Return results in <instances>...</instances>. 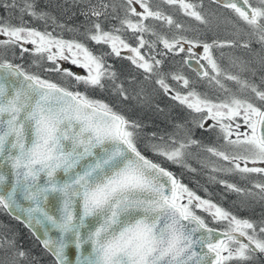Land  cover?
Masks as SVG:
<instances>
[{
	"label": "snow or ice",
	"instance_id": "snow-or-ice-1",
	"mask_svg": "<svg viewBox=\"0 0 264 264\" xmlns=\"http://www.w3.org/2000/svg\"><path fill=\"white\" fill-rule=\"evenodd\" d=\"M159 2L209 24L199 10L203 0L199 4ZM210 2L227 13L217 19L230 26L233 39L211 43L189 39L182 34L185 26L152 0H119L111 5L103 0L91 5L89 0L88 10L80 11L90 25L83 36L108 49L97 53L76 39L29 27L26 16L45 22L51 19L56 27H66L38 10L36 0H4L0 49L11 48L13 56L18 49L21 58L30 53L37 57L33 63L38 69L57 73L59 79L0 58V210L36 237L53 257L52 264H248L264 254V219L257 223L238 217L202 198L165 166L196 171L187 162L190 149L196 146L210 158L225 162L217 166L210 159L199 161L211 173L264 177V90L224 71L212 52L225 47L252 51L253 44L264 52V0ZM101 17L117 23L106 29ZM161 28H174L180 34L169 37ZM169 55L179 56L181 66L195 61L196 76L218 89L223 98L199 92L180 69L166 71L163 58ZM109 56L128 60L142 70L145 81H152L165 96L198 114L192 121L195 128L215 129L222 143L202 144L193 138L191 128L177 124L183 135L179 131L167 136L151 133L146 148L152 156L146 155L138 146L144 125L88 94L107 88L118 103L130 99L129 89L107 62ZM231 63L241 71H251L248 62L238 57ZM259 63L264 66V55ZM169 80L185 91L177 90ZM225 81L237 85L238 91L250 90L253 99L233 92ZM143 91L133 98H144ZM157 111L163 109L157 106ZM217 182L238 195H259L264 200V182L252 183L258 193L227 180ZM198 212L222 224V229L210 227ZM0 249L11 250L9 264H23L28 258L14 239H0Z\"/></svg>",
	"mask_w": 264,
	"mask_h": 264
},
{
	"label": "rangeland",
	"instance_id": "rangeland-1",
	"mask_svg": "<svg viewBox=\"0 0 264 264\" xmlns=\"http://www.w3.org/2000/svg\"><path fill=\"white\" fill-rule=\"evenodd\" d=\"M113 1L119 2V0H111L110 3L112 4ZM152 2H154L153 3L154 6L159 4V7L161 8V10L162 9L166 10V7H169L167 5L160 4L159 0H152ZM97 3H99V1ZM204 7H205V9H204ZM110 8H109V12H111ZM170 8H173V7H170ZM199 10L203 14L207 13V14H209L211 16V19H210V17H208V18L206 17V19L209 20V24L206 25L207 28L204 26V24H197L198 23L197 21H193L194 22V24H193L191 22L193 19L191 20V18H190L189 21H190L191 25L190 26L189 25H185L186 29H188L187 27H190L189 28V34H194L195 30L193 28L197 29L198 27L199 28L200 27H204L206 33H213V34H216V33L221 31V30L218 29L219 27H223L226 32L231 31L230 30L231 28H230L229 25H225L222 22V20H218L217 19V17H220L222 14L223 15H227V13H225L224 10H220V9L216 8L215 5H211V6L210 5H205V3H203V8L199 9ZM171 13L173 14L174 12H170V15L172 16ZM214 13H215V15H213ZM186 19L188 20V17ZM116 23H117L116 20L111 19V22L107 25V29L110 28L111 25L116 24ZM44 27L47 28L48 26L45 24ZM158 30H161L163 32H165V30H167L166 34L169 37L172 36L170 34V32L177 33L174 28L172 30H169L167 28H161V29H158ZM47 31H49V30H47ZM196 35H197V33H196ZM214 36H213V39L222 40L221 38L214 37ZM228 36H230V34H228ZM188 38L189 39H201L199 37L195 38V37H192V36H190ZM212 40L208 41V43H211ZM132 43H134V41H132ZM255 46L258 47L255 50H259V53L261 55H264V53H262L261 50H260V46L257 45V44ZM27 47H29L30 49L32 48L31 45H27ZM225 48H227V47H225ZM225 48H214L212 50L213 55L216 58L218 64L221 66V68L224 71L230 72V73H232L234 75H240L242 79H247L250 83L255 84L261 90H264V80H262V77H264V74H262L261 72H257L255 74V76L252 77V78H248V77L246 78L245 76H243L241 74V71H238V70L236 71V70H233V69L230 68V66L232 64L231 60H227L228 65H224V62L222 60V56H223L222 53L224 52V55L226 56ZM236 48H239V50L242 52L241 53L242 56H244L245 54L248 53L251 56H254L255 58L257 57L259 59V57H260L259 53L253 54L248 49H243V48H240V47H236ZM230 49H233V48H230ZM220 50H223V52L220 51ZM255 50H252V51H255ZM219 52H221V56H219ZM6 55L11 56L9 53H7V52L5 53V52H3V50H0V58L2 57V58H6L7 59L8 56H6ZM241 55L237 54V57L238 58L242 57ZM23 57H24V55H23ZM168 57H171V55H169L167 57H164V59H165L164 69L166 71H175L177 69H180L186 77H188L191 81L195 82L194 80H196V79L191 76V73L187 72V70H182L181 65L178 63L179 61L176 62V59L177 60L180 59L179 56L175 57V59H170ZM22 58L19 55L18 58H14L15 60L13 58H10V60H12L14 63H18V64L23 65L24 68L26 70H28V71H38L37 70L38 68L33 63V61H34L33 59H32L31 64L27 65L22 60ZM258 59H256L255 61L259 65H261L259 63ZM58 63L62 67L70 68V69L74 70L75 72H77V73H79L81 75H87V73L83 69L76 68L75 66L71 65L70 63H68L66 61H58ZM127 63L129 64L128 65L129 67L134 69L136 71V73L139 74L138 76H140V74L142 76H144V73L142 72V70L135 68V66L132 65L131 62L128 61V60H127ZM45 64H46V62H45ZM112 68L115 70L113 65H112ZM41 74L44 75V76H47V77H49L51 79H52L53 76H58L57 73H43L42 71H41ZM53 74H55V75H53ZM118 79H119V81L124 82L125 87H127L129 89L130 99L127 102L124 101L122 103H128V104L132 103L131 104L132 105V110L130 112H132V114L137 117V119H136L137 121H139V118H143V116L145 117L146 120H147V118L150 120L149 122L148 121L146 122V120H144L143 123L141 121H139L141 124L144 125V127L142 129V136H141L140 141L138 143V146L140 147V149L143 152H145V154L148 155L149 157L152 156V153H151V151H149L146 148V143L148 142V139H147V136H146V130L150 134V130L148 129V127H149V125H152V121L151 120L160 121L162 123L163 127L166 129L165 131H163V130L161 132L158 131L157 133H160L159 135L163 134L164 136H167L168 133H173V132H177V131H179L180 134L183 135V129L178 130L175 127L177 124H180V125H184L186 128H191L192 129V135H193L194 139H197L196 138L197 134H199L200 137L204 136L205 138H211L209 133H206L203 130H199V129L195 128V126L192 124V121L194 119H198L199 118L198 114L189 112V110H187L183 106L179 105V103L176 102V101H173V103L172 102H168L169 106H166V109H164V112H160L159 113V116H161V117L155 116V112L157 111V107H156V104H155V102L153 100L155 99V101H157V99H159V100H161L163 102V99H161V98H163V96H160L161 92H160V90L158 88V85H155L152 81H145L144 78L135 79L133 81L131 80L129 82L124 81L120 77H118ZM169 83L172 84L174 87H176L177 90H179L181 92L185 91V89L180 88L179 86H177L174 81L170 80ZM225 83L228 85V87L230 89H232L233 92L237 93L238 95H240L242 97H245V98L253 99V94L250 92V90L245 89L243 91H238V89H234V86L235 87H238V86L235 85L233 82L225 81ZM193 86L195 87L194 83H193ZM141 88H143V90H144L143 94H142L144 98H133V97H136V93L139 92ZM204 88L206 90V92H204V93H207L210 97L216 98L217 96H220L221 98H223V94L218 89H216L214 87H211L210 89H208V87H204ZM81 91H83V89H81ZM88 94L90 96H92L94 99L102 100V101L107 102V103H109V104H111L113 106L115 105V109L117 111L122 112V114H124L129 119L134 120L129 114H127V113H130L128 111V109H127V105H123L122 106L121 103H118L116 101V97L113 95L111 89H107L106 88L104 91L96 89L94 91H90ZM253 102H257V101H253ZM166 104H167V102H166ZM116 107H119V108H116ZM186 114H188V115H186ZM212 123H214V122L209 121V124H212ZM148 137L151 138V136H148ZM215 140H216V136H215ZM205 144L208 145V142L206 141ZM190 152L192 153V155L187 157V162L190 164V166L192 168L196 169V171H189L187 168L179 167V166L172 165V164H165V166L168 167V168L174 169L177 177H179V180L184 185H186L189 189H191L192 191L194 190V192L197 195L201 196L204 199H210L211 195H215L216 196L217 193H216L215 189H219L220 188L222 191L225 192V194H224L225 197L220 198V199L230 200L232 198L231 201L233 203H237L238 211H240V212H241V209L243 208V209H247L248 210V212H246V213H249V211L253 207V205L255 206V204H259L258 210L253 212V214L251 213V215H249V214L243 215V214H245L244 212H243V214L238 213L239 215H236L237 214L236 213L235 215L238 216V217H241V218H246V219L255 221L257 223H259L262 219H264V200L260 199L259 195L255 196V197H248L246 195H238V194H236V193H234V192H232L230 190H226L220 183L217 182L219 180H227L230 183L237 184L239 187H242V188H245V189H251V191L258 193V189L252 188V183H254V182H264V177L252 174L247 179H243L241 177V175L237 174V173H234V174H231V175H227V174H224V173H211V172L208 173L207 172L208 168L202 167L200 175L204 176L205 178H207L208 179V183L201 185L200 181L198 179L195 180V178H199V175H196V174H199V169L196 168V166L201 165V163L199 161H207V160L210 159L211 161L215 162V164L217 166H225V162L217 161L214 157L210 158L208 153H206V152L204 153L200 148H198L196 146H193L190 149ZM191 173H193L194 175H191ZM195 175H196V177H195ZM210 176H215L216 180H211ZM196 188H197L198 191H196ZM231 194H234V196L231 197ZM237 196H239V197H237ZM240 200H241V202H240ZM211 201L214 202V200H211ZM219 206H221L224 209L228 210L226 207H224L222 205H219ZM233 209L237 210L235 208H233ZM228 211L230 212V210H228ZM198 213L201 214V215L205 214L203 212H198ZM254 217H255V219H253ZM207 221L209 222V224H213L215 227H217L219 229H221L223 227L222 224L212 222L211 221V217H209V216H207ZM0 222L3 224V225H0V239H3L4 237L9 238L8 237V233H5L4 231H2V228H6V226H4V225H10V222L9 221H4V220H0ZM13 229H14V227L8 228V230H11V231H13ZM9 239H11V238H9ZM30 246H31V248H35L34 244H31ZM17 247L19 248L20 246L17 245ZM10 259H11V250L10 249H0V262H3V264H9ZM23 264H34V263H31L30 260L26 259L23 262ZM248 264H264V259L261 258L260 256H255L251 261L248 262Z\"/></svg>",
	"mask_w": 264,
	"mask_h": 264
},
{
	"label": "trees",
	"instance_id": "trees-1",
	"mask_svg": "<svg viewBox=\"0 0 264 264\" xmlns=\"http://www.w3.org/2000/svg\"><path fill=\"white\" fill-rule=\"evenodd\" d=\"M100 2V0H90V4L91 5H98ZM111 0H103L104 3H107L109 5H111L110 3ZM201 0H191L192 3L195 4H199ZM205 3V5H213L211 4L210 1L208 0H203ZM4 0H0V12H2V4H3ZM37 2V9L47 12L49 13L52 17H55L56 23L57 24H62L65 25V28H60V27H56L55 24H53V21L51 19L47 20V22H45V20H36V19H32L30 17H25V20L27 21V24L29 27H33L36 28L37 30L40 31H45V30H49V32H52L53 35H57V36H61L63 39L66 40H71V39H76L80 42L85 43L88 47H90L94 52L99 53L101 50L104 51H108L106 46L103 45H95L92 42H89L85 39V37L83 36V33L86 30V27L90 26L89 22L85 19L84 16L80 15V11L81 9L87 11L88 7H89V0H83V2L81 3H74V0H36ZM118 3L117 1H113ZM154 3V2H153ZM215 7L217 8V6L215 5ZM111 9V8H110ZM205 9V7H204ZM164 12H167L170 15V12H174L175 14H172V16H177L179 17L181 20H183L184 22H187L186 16H184L182 13H180L178 8H170V7H166V10L162 9ZM223 10V9H220ZM4 15H8V13H3ZM205 15V14H204ZM95 19V18H93ZM101 22L103 24V26L107 29V25L111 22V18L109 17L108 19H105L104 17H101ZM18 22V21H13ZM199 23V22H198ZM197 23V24H198ZM45 24L48 26L47 28H45ZM200 24V23H199ZM67 28H74L77 29V31H67ZM167 30H165L164 33H166ZM132 43V41H130ZM3 50V52H7L9 53L11 56H8L7 59L10 58H18L19 57V50L16 49V55L13 56V50L11 48L9 49H0ZM26 54V55H25ZM24 57L22 58V60L27 64L30 65L33 60H36L37 57L31 55L30 53H25ZM2 58V57H1ZM15 60V59H14ZM107 61L109 64L113 65V67L115 68V71L118 74V77L122 78L124 81H133L135 79H141L144 76H142L140 74V76H138L139 74L136 73V71L134 69H132L131 67H129L127 60L125 59H121L115 56H109L107 57ZM47 65V62L45 64V66ZM38 71H41V69H37ZM55 75V74H53ZM52 79L58 80L59 77L58 76H53ZM160 96H162V94L160 93ZM163 99V98H161ZM156 104V107L159 106L160 109H163L162 112H164V109H166L167 104H164V99L163 102L159 99H157V101H155V99L153 100ZM127 102V101H125ZM172 102V101H170ZM173 103V102H172ZM122 106L123 105H127V109L130 112L132 110V103L128 104V103H121ZM163 105V106H162ZM115 107V105H114ZM119 108V107H116ZM161 111H156L155 112V116L157 117H161L159 116V113ZM129 114L134 120L137 119L136 116H134L132 114V112L127 113ZM146 120L145 117L143 116V118H139V121H141L143 123V121ZM149 122L150 120L147 118L146 122ZM152 121V125H149L148 129L150 130V134L155 132L157 133L158 131H165L166 129L163 127L162 123L160 121ZM155 127V128H154ZM148 131L146 130V136L148 141L151 139L148 136H151ZM160 133H157V135L159 136ZM163 135V134H161ZM142 151V150H141ZM199 175V178H195L198 179L200 181V184H207L208 183V179L205 178L204 176H201L200 174H196ZM195 175V177H196ZM216 191V196L215 195H211L210 199L214 200V203H216V198H223L225 197L224 194L225 192L222 191L220 188L219 189H215ZM234 194H231V197H233ZM232 199V198H231ZM230 199V200H231ZM223 200V199H221ZM0 220H4V221H9L10 225H4L6 226V228H2V231H4L5 233H8V237L11 239H14L17 243V245H19V248H22L25 252L28 253V260H30L31 263L34 264H52L53 259L51 258V256L47 253L44 252L43 248L40 246L39 241H37L35 239V237L31 234V232L24 227L19 221H17L16 219L12 218L7 212L6 210H0ZM0 225H3L0 222ZM14 227L13 231L8 230V228H12ZM31 244H34L35 248H31Z\"/></svg>",
	"mask_w": 264,
	"mask_h": 264
},
{
	"label": "flooded vegetation",
	"instance_id": "flooded-vegetation-1",
	"mask_svg": "<svg viewBox=\"0 0 264 264\" xmlns=\"http://www.w3.org/2000/svg\"><path fill=\"white\" fill-rule=\"evenodd\" d=\"M206 13V12H205ZM173 14H175V13H173ZM206 16L205 17H210V19H211V16L209 15V14H205ZM173 18L177 21V22H179V23H182L184 26L185 25H191V23H190V17H188V20H187V22H184L183 20H181L179 17H177V16H174L173 15ZM187 18V17H186ZM191 20H192V18H191ZM193 21H195L194 19L191 21L193 24H194V22ZM211 23V22H210ZM199 24V23H198ZM205 27H206V25H204ZM188 29H187V31H184L182 34L184 35H186V37H190V36H192V37H195V38H201V39H199V40H201V41H206V42H208V41H210V40H212L213 39V36L214 37H218V38H221L222 40H225V39H233V37L230 35V36H228V34L230 33V31H228V32H226L225 31V29L223 28V27H219L218 29L219 30H221L220 32H218V33H216V34H213V33H206L205 32V28L204 27H198L197 29L196 28H193L194 30H195V33L194 34H189V28L190 27H187ZM207 28V27H206ZM231 30V29H230ZM196 33H197V35H196ZM228 33V34H227ZM170 34L171 35H173V34H180V33H173V32H170ZM184 35V36H185ZM256 44H253L252 45V50H255V49H257L258 47L257 46H255ZM161 48H162V46H160ZM225 50H226V56L224 55V52H223V50H220V51H222L223 53V56H222V60H223V62H224V65H228V63H227V60H232V58H236L237 57V54H239V55H241V51L239 50V48H233V49H230V48H225ZM253 54H255V53H259V50H255V51H251ZM262 53H264V52H262ZM126 53H124V52H122V56L123 55H125ZM260 54V53H259ZM182 55H184V54H182ZM249 55V56H248ZM219 56H221V52H219ZM242 56V55H241ZM260 56H261V54H260ZM232 57V58H231ZM168 58H170V59H175V57H168ZM164 59V58H163ZM239 59L241 60V61H245V62H248V67L251 69V71H241V68L239 67V66H237V65H235V64H231V66H230V68L231 69H233V70H238V71H241V74L243 75V76H245L246 78L248 77V78H252V77H254L255 76V74L257 73V72H261L262 74H264V66H262V65H259L255 60L256 59H258L257 57L255 58L254 56H251L250 54H245L244 56H242V57H239ZM165 60V59H164ZM180 60V59H179ZM179 60H177L176 59V62H178ZM259 60V59H258ZM195 62V61H194ZM201 63H204L203 61L201 62ZM182 67V70H187V72H189V73H191V76L193 77V78H195L196 80H194L195 82H194V84H195V87H196V89L198 90V91H200V92H202V93H204V92H206V90H205V88L204 87H208V89H210L211 87H214V86H211V85H209L208 84V82L206 81V80H202V79H200V78H198L197 76H196V73H195V71H193V69L194 68H192V67H190V64L189 65H184V66H181ZM254 73V74H253ZM253 75V76H252ZM262 76V75H261ZM170 81V80H169ZM215 88V87H214ZM232 88V87H231ZM234 89H238V87H235L234 86ZM160 92H161V94H162V96H163V99H164V104H166V102H167V106H169V104H168V102H170V101H172L173 102V100H171L169 97H167V96H165L164 94H163V92L160 90ZM215 94V93H214ZM247 95V94H246ZM184 109V108H183ZM185 110V109H184ZM182 112V111H181ZM185 113V112H184ZM186 115H188V114H186ZM200 130V129H199ZM203 133V132H202ZM206 133H209L210 134V137L211 138H205L204 136H201L200 137V135L199 134H197L196 135V138H197V140H200L201 141V143L202 144H205V142L207 141L208 142V145L209 144H216V145H218V144H220V143H222L221 141H217V138H216V140H215V136H216V131H215V129H213L212 131H210V132H206ZM215 135V136H214ZM211 140V141H210ZM205 145H207V144H205ZM204 152V151H203ZM205 153V152H204ZM196 168H198L199 169V174H201V169H202V166L201 165H198V166H196ZM169 170L170 171H172L175 175H176V173H175V170L174 169H171V168H169ZM208 171V173L210 172L209 171V169H207ZM191 175H194L193 173H191ZM176 177H177V175H176ZM177 179L179 180V177H177ZM194 191V190H193ZM196 191H198L197 190V188H196ZM225 196V195H224ZM237 197H239V196H237ZM215 199H216V203L217 204H219V205H222V206H224V207H226L228 210H230V212L232 213H234V214H236V215H239L238 213H240V214H243V212L245 213V214H243V215H246V214H249V215H251V213L253 214V212H255V211H257L258 210V208H259V204H255V206L253 205V207L250 209V211H249V213H246V212H248V210L247 209H241V212L240 211H238V205H237V203H233L231 200H221L220 198L218 199V198H216L215 197ZM238 200V199H237ZM239 201V200H238ZM240 202H241V200H240ZM233 208H235V209H237V210H234ZM199 214V213H198ZM199 215H201V214H199ZM202 216H204L205 217V219L207 220V216L205 215V214H203ZM256 216V215H255ZM253 219H255V217L253 218ZM209 226H213V227H215L213 224H209ZM215 228H217V227H215ZM219 229V228H218ZM222 229V228H221ZM220 229V230H221ZM257 256H259V255H257ZM261 258H263L264 259V257H262V256H260Z\"/></svg>",
	"mask_w": 264,
	"mask_h": 264
},
{
	"label": "water",
	"instance_id": "water-1",
	"mask_svg": "<svg viewBox=\"0 0 264 264\" xmlns=\"http://www.w3.org/2000/svg\"><path fill=\"white\" fill-rule=\"evenodd\" d=\"M210 1V0H209ZM190 67H192V68H197V65L195 64V62L194 61H192L191 63H190ZM8 213V212H7ZM11 216V215H10ZM12 218H13V216H11ZM24 226V225H23ZM25 227V226H24ZM218 230V229H217ZM219 231V230H218ZM35 237V236H34ZM35 239H36V237H35ZM37 240V239H36ZM38 241V240H37ZM259 255H261L262 257H264V254H259Z\"/></svg>",
	"mask_w": 264,
	"mask_h": 264
},
{
	"label": "bare ground",
	"instance_id": "bare-ground-1",
	"mask_svg": "<svg viewBox=\"0 0 264 264\" xmlns=\"http://www.w3.org/2000/svg\"><path fill=\"white\" fill-rule=\"evenodd\" d=\"M14 218V217H13ZM15 219V218H14ZM23 225V224H22ZM40 243V242H39ZM40 246H41V244H40ZM42 247V246H41ZM50 255V254H49ZM259 255V254H258ZM51 256V255H50ZM259 256H261V255H259ZM51 258L53 259V257L51 256Z\"/></svg>",
	"mask_w": 264,
	"mask_h": 264
}]
</instances>
